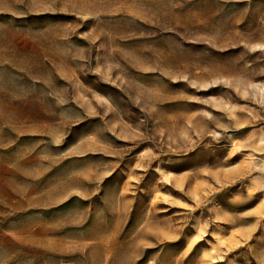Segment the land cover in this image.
Segmentation results:
<instances>
[{
  "label": "rangeland",
  "instance_id": "rangeland-1",
  "mask_svg": "<svg viewBox=\"0 0 264 264\" xmlns=\"http://www.w3.org/2000/svg\"><path fill=\"white\" fill-rule=\"evenodd\" d=\"M0 264H264V0H0Z\"/></svg>",
  "mask_w": 264,
  "mask_h": 264
}]
</instances>
